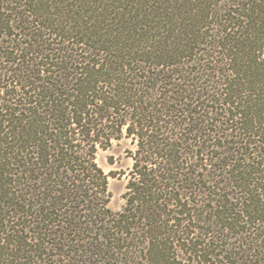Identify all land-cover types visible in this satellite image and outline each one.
Listing matches in <instances>:
<instances>
[{"label":"trees","instance_id":"trees-1","mask_svg":"<svg viewBox=\"0 0 264 264\" xmlns=\"http://www.w3.org/2000/svg\"><path fill=\"white\" fill-rule=\"evenodd\" d=\"M0 264H264V0H0Z\"/></svg>","mask_w":264,"mask_h":264},{"label":"rangeland","instance_id":"rangeland-1","mask_svg":"<svg viewBox=\"0 0 264 264\" xmlns=\"http://www.w3.org/2000/svg\"><path fill=\"white\" fill-rule=\"evenodd\" d=\"M133 150L134 145L131 140L122 138L119 141H114L109 148L100 149L97 152L98 165L105 173L113 172V175L109 177V191L111 192L109 207L115 211L124 204L122 194L125 191L128 170L132 165V159L128 152ZM110 158L112 163H110Z\"/></svg>","mask_w":264,"mask_h":264}]
</instances>
